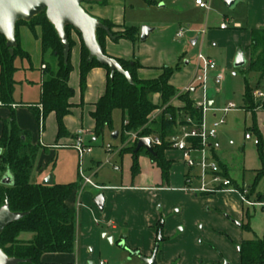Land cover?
Here are the masks:
<instances>
[{"label":"rangeland","instance_id":"1","mask_svg":"<svg viewBox=\"0 0 264 264\" xmlns=\"http://www.w3.org/2000/svg\"><path fill=\"white\" fill-rule=\"evenodd\" d=\"M194 1L119 0L125 10L126 23L146 22L173 25L177 30L182 29L184 36L190 29L188 26H195L194 29L200 34L199 42L195 48L187 45L184 52L180 54V57L187 58L188 68L192 69V72L183 71V58H181L178 64L179 71L174 74L171 83L179 92H182L189 85L197 65L195 58L198 51L202 56L213 61L216 71L208 74L206 101L207 104L214 102L215 106L204 113L203 122L205 127L209 129L215 115L216 118L224 120V125L219 129L216 139L211 141L216 157L214 163L226 169L227 177L233 184L231 190L237 189L242 193V189H246L245 198L248 202L264 203V176L257 186L253 187L255 171L262 168V175H264V163L259 160L258 148L252 142L244 141L245 133H250L251 128L255 126L259 136L251 133L252 139L260 137L262 154H264V105H262L264 98L255 97L256 92L253 93L254 110L252 116L254 119L242 108L245 80L253 90L257 76L250 74L245 77V67L249 64L247 61L245 67L241 69H225L221 51H218L221 48L216 46L215 50L212 45L216 44L204 40L202 34V31L205 34L207 29H218L224 16L232 18L239 11L234 8L228 9L224 5V0H211V2L201 0L209 6V11L206 12L194 9ZM140 27L150 28L148 25ZM32 28L29 25H21L16 28L18 47L29 58V63L18 58L14 60V67L17 69L14 75V81L17 83L13 96L15 104L35 105L40 99L39 68L41 62L39 58L41 54L39 55L38 43L35 42L38 41V36L36 33L32 34L30 31ZM152 29L162 28L155 27ZM35 30L39 32L38 28ZM111 34L115 35L114 39H116L124 34V29L115 27ZM70 37L79 40L72 31H70ZM195 49H197L196 52H194ZM159 75L160 72H156L143 80H152ZM218 75L222 78L220 85H216L214 81ZM74 80H77L75 73L71 75V84ZM259 92L264 94L262 86ZM192 97L197 104L200 103L199 91L192 94ZM152 100L155 104L158 103L157 96H153ZM196 103L194 102L195 105H197ZM172 104L175 108L180 106L176 100H173ZM229 104H232L235 110L226 115L218 112ZM0 118V126L3 128V123L8 119L5 120L1 116ZM84 118L86 122V117ZM121 128V112L115 110L112 113L111 130H106L102 137L96 138L95 142L91 143V154L81 160L83 176L90 179L94 185L105 186L106 191L104 192L96 191L90 186L83 187L82 180L78 176L79 162L74 150L59 149L55 151L54 157L40 152L37 157L31 175L32 183L37 184L46 177L52 176L55 184H77V191L69 201L70 205L74 206L77 217L75 246L70 259L71 264H97L98 262L143 264L139 257H130L126 250L119 247L118 242L122 231L119 228L121 226L119 223L120 202L117 197V190L121 186L149 185L153 175L151 169L154 165L149 157L140 153L138 158L139 173L135 178L132 177L130 171L131 155L119 156V152L130 144L133 136L127 138V135H121ZM50 130L52 132V127L48 129L47 125V132L50 133ZM114 133H118V140H112L111 136ZM166 157L173 162L170 173L171 189L190 194L193 198L198 199L207 196L194 195L190 187L185 184V175L188 173V169L183 163L180 153L169 152ZM39 167H42L40 176L37 174ZM115 167L119 169V172L114 171ZM140 174L141 178H138ZM1 177L0 174V179ZM136 179L138 180L137 183L135 182ZM160 186L166 188L164 184ZM195 187V182H192L191 189ZM177 194L179 193L176 192ZM99 195H104L106 199L103 212H99L94 206V200ZM215 196L210 198L208 202L203 200L179 202L178 206L174 207L171 212L166 211L165 213H163L160 204L156 205L155 210L158 209L163 224L162 235L163 237L165 233L171 235L167 245H164L166 242L159 244L157 264H217L218 261L221 264H235L238 259V247L242 241L252 240L254 237H264V210L249 208L241 203L237 194L233 195V198L238 197L245 212L243 221H239L226 212L227 208L236 209V200L230 198L231 196ZM95 225H97L96 230L94 229ZM114 225L116 231H112L110 228ZM246 226L249 231L245 229Z\"/></svg>","mask_w":264,"mask_h":264},{"label":"trees","instance_id":"2","mask_svg":"<svg viewBox=\"0 0 264 264\" xmlns=\"http://www.w3.org/2000/svg\"><path fill=\"white\" fill-rule=\"evenodd\" d=\"M100 23L109 29L110 34L115 28L110 22L100 21ZM21 25L33 27L30 30L32 34H35V29H39L37 36L41 66H44V69L40 85V99L35 105L15 104L13 99L17 85L14 81V75L17 72L14 60L18 58L29 63V58L18 47L16 38V28ZM16 28V48L12 56L6 48L5 39L0 35V108L9 110L8 121L3 123L0 134V174L1 179L6 173H9L13 179V185L10 187L0 184V208L7 202L11 213L25 214V216L3 230L0 235V250L7 258L24 261L22 264H43L42 258L45 255L68 256L74 251L77 217L69 201L77 191V184L53 183L51 187H46L41 183H32L31 175L42 149L39 145H32L29 134L18 128L15 121L14 110L16 108L27 109L40 130L43 129L45 119L53 114L57 127L56 142L70 138L64 126V118L70 116L74 108L83 106L82 95L88 73L95 68L105 70V92L93 104V111L89 113L94 123L92 139L102 137L106 130H111L112 113L115 110L120 111L122 124L120 134L127 135V138L135 137V140L129 142L130 144L119 152L120 156L131 155L132 177L135 178L139 173L138 158L139 154L143 153L158 169L161 183L164 185L169 182L173 165V162L166 156L169 152H175L171 149L169 140L179 134L182 126L199 127L203 113L201 107L194 104L191 98L193 93H181L170 84L174 74L179 71L178 64L175 67L160 68L158 70L160 75L155 79L143 80L137 75V71L141 69L137 61L133 59L126 62L115 59L130 75L132 85H129L118 74L110 79L108 69L99 65L95 60L88 62V52L83 47L79 35L69 27L65 28V35L70 51L67 61L64 62L62 46L44 13L36 16L29 23H18ZM123 29L124 34L112 40L114 43L118 40H126L135 45L139 42L138 28ZM70 31L75 33L80 44L78 78L81 103L77 106L71 102L74 91L69 86V78L73 69L70 55L75 44L70 37ZM111 37L114 38L115 35L111 34ZM107 39L104 32H96L97 43L106 56H108L105 50ZM249 52L250 61L245 77L255 74L257 81L251 90L245 80L242 108L252 116L253 93L259 92L261 86L264 88V29L251 31ZM153 96L158 97L157 104L153 102ZM173 100L179 102L180 106L175 108L172 104ZM187 121L190 124H187ZM251 133L259 136L255 126L251 128L249 134ZM142 138H156L160 141V146L152 148L155 153L154 157L148 155L143 149L134 154L137 143ZM257 140L259 160L264 163L260 137H257ZM194 142L196 144V141ZM212 160H216L214 151H212ZM218 167L222 176L228 178L226 169L221 165ZM262 176H264L262 168L255 171L253 187L257 186ZM248 198L250 199V196ZM245 229L249 231L247 226ZM157 230L162 232L159 226ZM23 234L30 235L31 239L26 242L20 241L19 237ZM238 259L239 264H264V237L242 241L238 247Z\"/></svg>","mask_w":264,"mask_h":264},{"label":"crops","instance_id":"3","mask_svg":"<svg viewBox=\"0 0 264 264\" xmlns=\"http://www.w3.org/2000/svg\"><path fill=\"white\" fill-rule=\"evenodd\" d=\"M196 1V0H195ZM194 1V2H195ZM104 2V4H101ZM211 2V0H208ZM99 4H84L82 7L86 13L99 20L110 22L116 28H138L140 29L142 25H148L150 28L160 27L162 29H154V32L149 36L146 42H138L135 45H132L129 41L118 40L117 43L107 39L106 40V54L117 60L122 61H131L135 60L140 65L141 69L137 71V75L140 79H144L153 75L162 67H173L175 64H179L181 58L184 65L183 71L192 72V69H189V62L186 61L187 58L182 56V54L187 45L196 47L200 39V34L194 29L193 25L188 26L189 31L185 34L184 38L178 40L176 38V33L178 32L175 29V26L168 24H154V23H135L125 21V10L122 7L119 0H102ZM194 9H199L194 4ZM235 10L239 11L232 18L226 16L223 17V24L227 22L228 28L226 30H221L220 27L216 30L207 29V32L202 31L203 39L216 45H212L214 49L216 46L220 47L218 51H221V57L224 60L225 69L232 70L233 62L238 51H241L244 54V58L249 62L250 57V33L253 30L264 29V0H240L239 3L234 7ZM239 9V10H238ZM201 10V9H200ZM220 24V26H221ZM36 35H38V30H35ZM74 41V47L71 50V65H72V74L75 73L77 80L71 84V75L69 78V86L74 91V97L72 99V104L80 105L81 103V94L79 89V61H80V44L79 40L72 37ZM38 43V52L40 55L39 42ZM204 42V41H203ZM197 49L194 50L196 52ZM216 50V49H215ZM199 52V51H198ZM197 52V53H198ZM219 54V55H220ZM41 62V56L39 58ZM211 60V59H210ZM213 62V61H212ZM40 85L42 78V66L40 63ZM248 70V64L245 67V71ZM216 71V69H215ZM214 71V72H215ZM195 73V72H194ZM257 81V80H256ZM170 84L175 88V86ZM106 87V72L101 68L92 69L86 78V87L82 95V104L81 107H76L72 110V114L64 118V126L67 132L70 134V138L61 139L56 142V121L53 114H50L44 121L43 129L40 128L35 123L33 117L27 109L16 108L15 118L16 124L21 131L27 132L30 136V143L32 145L41 146V153L48 156L55 155V151L59 149L68 148L71 149L73 144L74 136L79 130L85 132V141L91 146V143L95 142L92 139V132L94 123L89 117V113L93 111V104H95L99 98L104 94ZM194 94V93H193ZM200 97V94H199ZM191 98L196 103L195 99ZM32 105V104H29ZM212 108L215 106V103L212 102L209 104ZM0 116L3 119H8L9 110L0 108ZM87 115V116H86ZM86 117V122L84 121ZM216 115L214 116V118ZM1 119V118H0ZM237 122V121H236ZM48 129L52 127V132H47ZM2 126H0L1 134ZM118 140V138H117ZM68 146V147H62ZM45 149V150H43ZM39 152V153H40ZM168 154V153H167ZM120 156V154H119ZM153 166V165H152ZM173 166V165H172ZM42 167L38 168L37 174L40 176L42 172ZM151 169L153 175L152 180L149 185L143 186H132L126 187L121 186L117 190V197L119 198V223L121 236L118 244H123V247L120 249L126 250L130 257H139L144 259H149L151 256L152 250L156 242V229L161 220L158 209L155 210L156 205L160 204L163 213L170 211L178 206L179 202H188L190 200L197 201L203 200L208 202L210 198L216 197L215 195H222L236 200L237 207L236 209H229L227 211L233 218L239 221H243L245 217V212L243 210L242 202L240 203L238 197L233 198V195L236 193H218L214 195H207L203 198L192 197L190 194L184 192L174 191L171 189V176L169 177V182L165 187L162 185L160 180V174L158 169L153 166ZM172 169V168H171ZM115 171V170H114ZM172 171V170H171ZM116 172H119L116 171ZM171 173V172H170ZM150 174V173H149ZM138 178H141V174ZM137 178V179H138ZM135 180L137 181L139 180ZM41 183V182H39ZM196 184V182H195ZM98 186V185H97ZM103 189L98 191H106L105 186H98ZM93 189V188H92ZM97 191V189H94ZM108 191V190H107ZM176 192L179 193L176 195ZM196 195V194H194ZM104 197V195H103ZM105 203L106 199L104 198ZM181 204V203H180ZM74 206L71 205V208ZM105 209V204H104ZM103 209V211H104ZM232 210V211H231ZM102 211V212H103ZM77 219V218H76ZM167 221L165 222V224ZM112 231H116L115 225L110 226ZM94 229H97V225L94 226ZM163 231V229H162ZM171 238L170 234L164 236L165 243L167 245ZM31 236L28 234H23L19 237L20 241H29ZM133 253H138V256L133 255ZM73 254V253H72ZM71 254V255H72ZM71 255H45L42 258L43 264H71L70 259ZM105 263V262H104ZM157 263V258H156ZM235 263V262H234ZM92 264V263H88ZM99 264V262L97 263ZM106 264V263H105ZM217 264H221L220 261ZM239 264V259L237 263Z\"/></svg>","mask_w":264,"mask_h":264},{"label":"water","instance_id":"4","mask_svg":"<svg viewBox=\"0 0 264 264\" xmlns=\"http://www.w3.org/2000/svg\"><path fill=\"white\" fill-rule=\"evenodd\" d=\"M101 1L102 0H0V35L5 39L6 48L9 50L10 56H12L13 50L16 48V25L20 22L29 23L36 16L44 13L47 22L55 30L62 46L64 62L67 61L70 51L65 35V28L69 27L79 35L83 47L88 52V62L95 60L99 65L108 69L110 79H112L115 74H118L122 76L129 85H132L130 75L123 70L122 66L115 59L104 55L103 50L97 43V31L104 32L109 40H114V38L111 37L109 29L102 25L99 20L89 16L82 7L84 4H99ZM239 1L240 0H224V5L228 9H233ZM153 32L154 29L152 28L141 27L139 29V42H146ZM245 65L246 60L244 54L241 51H238L232 67L233 69H241L245 67ZM111 138L112 140H117L118 133L112 134ZM142 149L148 155L152 157L155 156L150 140H139L134 150V154H137ZM0 184L6 187L12 186V176L9 173H6L1 179ZM41 184L42 186L51 187L53 185L52 176L46 177ZM104 204L105 200L102 195L95 198L94 206L99 212L103 211ZM24 216L25 214L11 213L7 202H5L0 208V235L5 228L18 222ZM162 226L163 224L160 223L159 228H162ZM157 242H162L160 234L157 237ZM119 247L122 248L123 244L121 243ZM133 255L138 256V253H133ZM156 256L157 248L154 250L151 258H140V260L143 264H157ZM22 263H24V261L7 258L0 250V264Z\"/></svg>","mask_w":264,"mask_h":264},{"label":"built area","instance_id":"5","mask_svg":"<svg viewBox=\"0 0 264 264\" xmlns=\"http://www.w3.org/2000/svg\"><path fill=\"white\" fill-rule=\"evenodd\" d=\"M195 6L206 12L209 11V6L203 3L201 0H196L194 2ZM228 28L227 22L221 24L220 29L226 30ZM176 38L181 40L184 38V32L182 29L178 30L176 33ZM196 68L193 78L189 85L182 90L181 93H195L199 91L200 103H196L197 106L201 107L202 113L207 110H211L212 107L207 104L206 101V83L208 79V74L214 72L216 69L215 64L208 58L202 56L199 52L196 54ZM44 66H42V70ZM215 84L220 85L222 82L221 76L215 77ZM255 97L264 98V94L256 92ZM235 110L232 104H229L223 110L218 111L222 115H226L229 112ZM187 124H190L187 121ZM224 125V120L222 118H214L211 126L207 129L204 125L203 119L199 127H189L188 125L182 126L179 130V134L172 137L169 140L171 149L177 153L181 154L182 161L188 169V173L185 175V184L190 187L192 193L198 195H214L218 193H236L241 202L247 207L260 208L264 210V203H254L248 202L245 198L247 193L246 189H242L240 193L237 189L231 190L233 187L231 181L228 178H224L221 174V170L212 160V151H214L212 142L216 139L219 129ZM85 132L79 130L75 136L71 149L75 151L78 157V176L81 178L83 187L90 186L91 188L101 190L103 188L94 185L90 179L83 176V171L81 169V160L85 156H89L92 152V148L85 141ZM150 140L151 147L160 146V141L156 138H142ZM133 140L135 137L133 136ZM132 140V141H133ZM141 140V139H140ZM196 141V144L195 142ZM212 141V142H211ZM244 141L252 142L254 146H257L258 140L252 139V135L245 133ZM232 145V143H229ZM118 171V168H114ZM192 182H196V187L191 189ZM231 191V192H230ZM99 264H105L104 262H99Z\"/></svg>","mask_w":264,"mask_h":264},{"label":"flooded vegetation","instance_id":"6","mask_svg":"<svg viewBox=\"0 0 264 264\" xmlns=\"http://www.w3.org/2000/svg\"><path fill=\"white\" fill-rule=\"evenodd\" d=\"M159 234L161 235L162 242L165 241V239H164V237H163V235H162V232L156 229V242H155L154 248H153V250H152L151 256H150L149 258L152 257L153 252H154V250H155L156 248H157V254H158V252H159V244H160V243L157 242V237H158ZM156 258H157V256H156Z\"/></svg>","mask_w":264,"mask_h":264}]
</instances>
